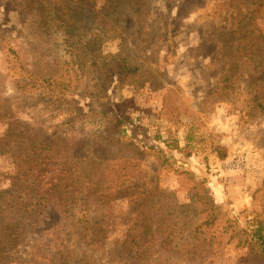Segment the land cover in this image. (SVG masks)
<instances>
[{"label": "rangeland", "instance_id": "374dc122", "mask_svg": "<svg viewBox=\"0 0 264 264\" xmlns=\"http://www.w3.org/2000/svg\"><path fill=\"white\" fill-rule=\"evenodd\" d=\"M141 5L0 0V146L15 147L14 133L67 141L69 172L84 161L93 192L106 190L96 184L107 165L133 173L96 197L71 177L66 212L51 205L27 242L0 246V264H27L49 232L79 264H134L139 249L123 243L151 203L165 240L186 252L165 264H264L246 242L264 223V23L246 34L215 0ZM123 62L138 73L126 77ZM17 144L0 151V192L22 186L28 145ZM62 164L48 175L62 178ZM144 182L154 199L137 195ZM155 251L140 263L162 264Z\"/></svg>", "mask_w": 264, "mask_h": 264}, {"label": "trees", "instance_id": "16d2710c", "mask_svg": "<svg viewBox=\"0 0 264 264\" xmlns=\"http://www.w3.org/2000/svg\"><path fill=\"white\" fill-rule=\"evenodd\" d=\"M143 0H102L104 5L109 3H129V7L134 10L139 8L141 11ZM222 9H236V12H239L236 18L239 25L246 30V34L250 33L249 30L257 23H264V0H215ZM210 2V0H208ZM74 14V13H73ZM70 20H72L71 15ZM78 19L77 15H74ZM239 34L237 31H233L232 35ZM121 68L124 70L126 77L130 75H136L139 71V68L128 66L123 62ZM50 84L53 86V83H50V80L43 79V83ZM58 86V85H57ZM59 87V86H58ZM61 88V87H60ZM16 136L15 147L11 145L0 146V151L2 153L8 152L9 150H18L17 142L19 139H22L24 144L28 145L26 148V153L23 156L25 161L24 166L25 172L20 173V178L22 179V186L19 187L17 191L7 190L0 192V246L1 249H6L9 245L16 244L17 240L21 242H27L28 231L33 228V223L37 218L41 217L43 213L51 206H57L61 213H65L69 207L70 197H71V188L70 183L77 181L81 186H87L93 197H96L98 194L106 193L112 191L114 188H123L127 185L124 176L130 177L131 174H123L119 169H116L113 164L107 165V170L103 173L105 179L98 177L100 181V186L107 185L105 191L99 193V189L93 192V185L96 182L94 179H87V174L82 175V166L84 161H76V167L72 168V171L69 172V159L70 155L68 154V142L63 140H57L52 142L49 139H43L39 136H30L24 137V133L18 136L17 133L11 134ZM14 150V151H15ZM13 156H17L16 152ZM18 158V157H17ZM63 162L62 164V178H56L55 175L49 176L47 169L53 166V163ZM66 161V162H64ZM81 168L80 171L79 168ZM123 170V169H121ZM134 170V169H133ZM66 176L69 179L66 181ZM75 176H78L76 178ZM74 178L70 181V178ZM112 178V179H110ZM83 179V180H82ZM112 182H115L112 184ZM149 184L144 182L142 190L137 195H145V198L153 195L157 192L149 189ZM159 194V193H158ZM155 195L151 198L154 199ZM7 200V201H2ZM101 204L109 202L108 197L103 198L100 201ZM100 204V203H98ZM95 205V210L97 209ZM140 206V204H138ZM91 207L88 208H92ZM106 208V205L103 206ZM153 203L150 204L148 213L143 216L142 224L138 226L141 231L138 238L134 239L131 236H128L124 241V245L133 246L138 248L139 251L136 253V260L134 264H141L140 261H147V254L156 248L154 256L156 257V263H159L164 259L162 264H165L167 261H170V258L180 260L183 255L186 253L181 251L178 248V244L175 247H172V242L174 237L170 241L165 240L167 234L166 228L164 226L165 219L162 217H153L151 213L154 209ZM32 224V226H30ZM183 227H180L179 230H182ZM134 230V229H131ZM177 232V231H176ZM173 236L172 232H170ZM177 235V233H176ZM56 235L51 234L50 232L44 234L43 238L37 241L36 243L30 246V251L26 254V263L27 264H79L76 260L75 252L70 249L68 245H63L58 243V239L55 238ZM197 236H199L197 234ZM82 238L84 243L89 245H95L94 242L88 240L89 234L82 233ZM137 240V241H136ZM252 242L255 246L259 247V252L264 258V223H259L255 229L251 231V235L247 236L246 242ZM1 252V251H0ZM189 254V252H187ZM112 254H116L112 252ZM183 260V259H182ZM176 263V262H175ZM174 264V263H171Z\"/></svg>", "mask_w": 264, "mask_h": 264}]
</instances>
